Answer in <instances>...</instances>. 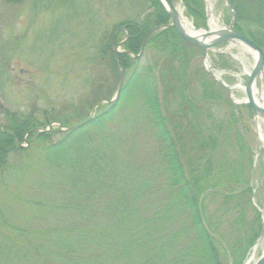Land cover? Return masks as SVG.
<instances>
[{"label": "rangeland", "instance_id": "rangeland-1", "mask_svg": "<svg viewBox=\"0 0 264 264\" xmlns=\"http://www.w3.org/2000/svg\"><path fill=\"white\" fill-rule=\"evenodd\" d=\"M207 2L206 20L213 16L219 23L227 24L229 17L223 1ZM173 3L191 24L181 0ZM148 12L146 0H19L16 3L0 0V130L5 129L9 113L29 115L37 120L35 130L53 123L52 130L45 133L49 135L38 138L42 143L33 142L29 146L24 135L26 144H15H25L26 151L8 155L4 167H0V264H73L74 258L66 260L63 255L62 260L52 259V253L42 252L41 246L52 243V228H63L64 220L76 224L86 219L80 218L76 209L65 214L77 201L82 206L86 204L91 213L87 211L91 223L84 221L78 230L90 236L101 234L99 239L104 245H100L102 255L94 247L82 249V255L96 254L101 258L100 264L137 263L136 250L120 259L118 245L126 233L116 229L115 223H123L124 228L128 222L141 224L145 219L151 220L164 203H169L165 190L167 175L163 173L160 156L165 145L158 138L140 96H128V102L121 104L123 107L107 123L106 131L92 132L87 138L88 145L97 144L105 155L104 168L100 164L98 167L103 174L99 183H85L81 177L70 181L61 176L62 171L54 172L52 163L45 159V148L61 137L57 123L61 124L62 120L69 125L81 123L100 113L113 99L119 74L110 69L109 56L101 54L100 48L119 22L139 19ZM219 23L215 22V26L219 27ZM114 50L119 48L113 46ZM155 59L156 55L148 54L147 58H141V66ZM209 60L230 87L244 86L247 81L244 67L250 70L253 65L252 57L236 43L218 45L215 52L209 53ZM190 69L206 72L201 51L192 57ZM209 76L195 80L190 92L194 110L179 108L177 103L169 106V127L176 131V126L181 125L182 130L175 134L183 168L186 172L196 169L187 174L202 175L210 170L206 182L209 187L200 194L199 205L220 261L231 264L230 248L241 246L238 264H254L264 252V232L260 234L264 225L261 215L264 147L259 144L255 120L247 105L234 104L231 95ZM232 93L235 99L244 97L241 90L234 89ZM95 104L99 108H94ZM257 120L264 132V120ZM187 121L194 123L203 135L211 134L214 150L198 152ZM242 175L247 176L246 181L240 179ZM98 179L99 176L94 181ZM86 196L96 201L88 202ZM125 205L128 214L124 212ZM182 209L186 210L184 206ZM187 215L186 211L184 216ZM182 219L181 215L165 225L151 223L159 231L152 229L149 234L160 241V246H170L174 230L183 225L190 236L184 239L186 234L182 235L172 249L192 244L194 234L189 223ZM108 224L114 228L110 234L104 229ZM256 230L257 237L247 245V238ZM29 245L33 247L24 253V258L21 251H29L24 250ZM116 252L117 256L113 257ZM178 252L169 250L152 264H167L170 254ZM187 257L182 264L199 263L196 254ZM198 257L201 263L204 258Z\"/></svg>", "mask_w": 264, "mask_h": 264}, {"label": "trees", "instance_id": "trees-1", "mask_svg": "<svg viewBox=\"0 0 264 264\" xmlns=\"http://www.w3.org/2000/svg\"><path fill=\"white\" fill-rule=\"evenodd\" d=\"M3 1L16 3L19 0ZM146 1L149 4L150 12L139 19L138 17H134L119 22L117 26L113 27V31L108 35L107 41L100 48L101 54L109 56L108 62L110 69L113 70L115 75L118 71L117 65L124 72L125 80L122 83L117 101L113 104L106 105L100 113L96 114L84 126L62 132L61 137L56 142H52L45 148V159L52 163L54 172L62 171L63 174L61 176L66 177L70 181L81 177L85 179V183H99L103 174H100L101 170L98 167L100 164L104 168L106 164L105 155L104 152L101 153L96 143V147L88 145L87 138L92 132L101 134L103 131H106L107 123L116 114V111L124 106L123 103L128 102V96H131V94L139 95L153 121L158 138L165 145V149L161 151L160 156L163 161V173L167 175L165 190L169 197V203H164L160 210L153 215L151 220L145 219L141 224L139 222L136 224L128 222L129 225L127 228H124L121 226L124 225L123 223L116 222V229L120 230L124 235L126 233V236L120 239L121 245H118L121 252L119 254L116 252L113 257L118 254L121 256V259L136 250V264H152L156 259L158 260L163 255H167L169 250H179L176 255L173 253L170 254L167 264H182L188 259V255L193 254L197 255L196 261L199 263L198 256L200 255L204 258L200 264H223L222 260L220 261L219 259L215 241L206 226H204L199 205L200 194L205 188L209 187V185H206V182L210 179V170H205L202 175L187 174L190 171L196 172V169H191L186 172L183 168V162L180 159L177 145V135L175 134L179 129L182 130L180 128L181 125L180 127L177 124V126H172V129L176 126L178 130H171L169 127L170 115L167 113L172 103H177V106L182 109L194 110L195 106L191 101L190 92L196 85L195 80L199 76L203 79L210 76L203 69L195 72L191 71L190 61L200 50L182 40L173 29L163 28L147 37L153 28L167 25L169 23V16L158 0ZM229 2L235 13L236 30L250 38L261 48L264 54V0H229ZM181 3L184 7L185 16L192 21L193 26L197 29L205 28L206 14L203 0H181ZM228 17L230 20L229 13ZM115 30L117 31L112 38ZM122 35H124L123 39H125L122 44V50L124 52H131L133 55H138L143 44L142 56L134 59L128 54L120 53L116 54L115 62L112 56L111 42L113 44L119 43ZM148 54L156 55V59L151 61V63L147 62L144 66H141V58H147ZM211 83L216 85L214 82ZM171 114L173 113L171 112ZM6 118L7 124L5 129L0 130V167L2 168L6 163L8 155L26 151L25 149H20L15 144L18 142L21 143L25 134H28L26 141L29 143V146L33 142L42 143L38 138L49 135L34 133L33 130L37 127V120H34L29 115L21 117L17 114L9 113ZM62 121L61 125H66L64 126L66 128L73 126L67 124L64 120ZM188 123L191 125L192 143L198 152L205 154L204 151L206 149L210 151L212 149L214 150L215 143L211 134L206 132L207 134L203 135L201 131L197 130L194 123ZM184 133L187 135V132ZM103 160L105 161L104 163H102ZM91 175L93 176L92 180L89 179ZM111 175L113 176L112 170ZM243 175L240 179L242 178L243 181H246L247 176L244 178ZM98 176L100 179L94 181ZM201 181L202 183L199 185L198 183ZM76 191H78L77 188ZM247 192L248 189H245L244 193ZM85 198L88 202L96 201L89 196ZM71 206L72 209L67 208L65 214L74 212V209H76L81 215L80 218L86 217L84 221L91 223L90 216L88 217L89 208L86 204L82 206L77 201ZM181 206H184L186 210L182 209L180 211ZM58 208L61 207L58 206ZM123 209L124 212L127 211L126 205ZM186 211L188 215L184 216ZM126 213L128 214V212ZM181 215L183 216L182 220L189 223L190 230L194 234V242L189 245L185 244V247L180 249L176 245L177 249H172L173 243H177L182 238V235L184 236L186 234L184 239L190 236H188L187 230H184L185 226L182 225L180 228L174 230L173 235H171L173 241L170 246L168 244L165 247L160 246V241H156L149 234L152 229H155L156 232L159 230L157 227H151L150 224L165 225L168 221L173 220L174 217L178 219V216ZM84 221L78 220L75 224L64 220L63 228L60 226L58 229L52 228V243H44L41 246V251L44 253H52V259L56 257L58 260L74 258L73 264H100L101 258L98 255H87L86 257L82 255V249L90 250L92 247H94L93 250H98L99 254L102 255L100 245L104 246L101 243L102 240L99 239L101 234L90 236L88 232L78 230L81 229L80 226L82 224H85ZM132 222L134 221L132 220ZM104 229L106 230V234H110L114 228L108 224ZM257 231H253L250 237L247 238V245L253 243L258 235ZM32 247L31 245L25 246L24 250L27 249L29 251H21V255L26 258L24 253L30 252ZM242 249L241 246L230 248V250H233L230 255L231 264H238V261H241L239 259V252ZM62 255L64 258L61 259L60 257Z\"/></svg>", "mask_w": 264, "mask_h": 264}, {"label": "water", "instance_id": "water-1", "mask_svg": "<svg viewBox=\"0 0 264 264\" xmlns=\"http://www.w3.org/2000/svg\"><path fill=\"white\" fill-rule=\"evenodd\" d=\"M160 3L163 5L165 11L168 13L170 18V24L167 25V28H172L175 30L177 35L184 41L196 46L199 48L203 54L204 61L206 63V69L207 71L211 72L209 67H212L209 59H208V53L215 51V47L222 43H236L240 46L248 49L252 53L255 54V59L253 58V66L251 68L250 73L247 75V82L244 87V94L246 96V103L249 106L250 112L253 117H260L264 119V108L260 107L258 104H256L250 95V87L252 83L256 80L258 76L264 77V55L262 50L259 46H257L253 41H251L249 38L235 30L234 24H235V13L232 9V6L229 3V0H223L225 6L227 7L228 11L231 14V21L227 26H223L219 29H207V30H196L192 27V29L197 32L195 35L187 33L180 24V16L178 14V11L176 10L174 4L171 2V0H159ZM158 28L153 29L150 34L154 31H156ZM212 69L217 72V69L212 67ZM215 80L225 88L226 91L230 92L231 87H228L225 85L220 78L214 75ZM121 79L122 74L119 72V82L116 90L115 97L109 102L113 103L120 91L121 86ZM258 84V83H257ZM90 118L85 120L83 123L76 125L72 127V129H77L88 123ZM264 232V226L261 229V235ZM254 264H264V253L261 254V256L258 258V260Z\"/></svg>", "mask_w": 264, "mask_h": 264}, {"label": "bare ground", "instance_id": "bare-ground-1", "mask_svg": "<svg viewBox=\"0 0 264 264\" xmlns=\"http://www.w3.org/2000/svg\"><path fill=\"white\" fill-rule=\"evenodd\" d=\"M215 20L213 17H211L209 19V25L211 27H215ZM180 24L182 26V28L189 34H192V35H195L197 32H195L192 27H191V24L188 23L187 21L185 20H182L180 18ZM244 51L249 54L252 58L255 59V54L252 53L251 51H249L248 49H244ZM244 75L247 76V74L250 72V70H247L245 67H244ZM258 83V84H257ZM234 89H238V90H241L242 92L244 91V86H241V85H237L235 87H232L231 89V97H232V100L235 104H244L245 101H246V97L244 96L242 99L238 100V99H235L234 96H233V93L232 91ZM250 95H251V98L252 100L258 104L260 107L264 108V78L260 75L258 76L257 78V82L256 80L252 83L251 87H250ZM259 117H256L255 118V132H256V135L258 137V140H259V144L264 147V132L262 130V127L261 125L259 124L260 121H258ZM264 122V121H263ZM261 215H262V220L264 222V210L261 211Z\"/></svg>", "mask_w": 264, "mask_h": 264}]
</instances>
